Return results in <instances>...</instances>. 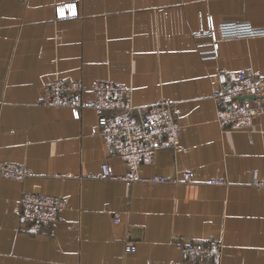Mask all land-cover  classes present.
I'll return each instance as SVG.
<instances>
[{
    "label": "crops",
    "instance_id": "obj_1",
    "mask_svg": "<svg viewBox=\"0 0 264 264\" xmlns=\"http://www.w3.org/2000/svg\"><path fill=\"white\" fill-rule=\"evenodd\" d=\"M64 2L77 16H56ZM222 22L264 29V0H0V161L29 173H0V264H264V188L251 183L264 178V112L248 130H222L212 98L218 68L264 75V36L221 39L216 57L201 58L210 38L200 30L218 36ZM55 78L80 82L85 98L109 80L135 105L172 101L179 144L139 174L176 181L100 177L104 161L117 175L126 166L92 108L42 104ZM23 191L64 199L53 229H21ZM210 239L221 243L217 261L182 250Z\"/></svg>",
    "mask_w": 264,
    "mask_h": 264
},
{
    "label": "built area",
    "instance_id": "obj_2",
    "mask_svg": "<svg viewBox=\"0 0 264 264\" xmlns=\"http://www.w3.org/2000/svg\"><path fill=\"white\" fill-rule=\"evenodd\" d=\"M55 12L58 18L75 17L76 3H59ZM199 34L210 38L201 43L198 50L201 58H214L218 54L219 40L264 36V29L247 22H222L218 36L212 29L200 30ZM216 76L218 80L212 93L216 104L215 121L222 130H248L253 119L264 112V75L252 70L228 73L224 68H218ZM85 90L78 81L55 78L45 85L41 102L47 106L68 107L75 115L84 107L96 112L98 132L108 153L120 157L126 166L124 173L117 175L104 161L100 177L120 179L128 185L135 181H176L168 176L144 177L139 174L140 166L151 163L159 149L176 148L179 144L180 125L174 115L173 102L161 99L143 106L135 105L127 86L109 80L94 81L89 88L90 98L84 97ZM0 173L11 178L29 174L25 166L8 161H0ZM188 179L189 172H184L182 181ZM210 182L223 181L213 179ZM251 183L264 188V178L254 175ZM19 203L18 219L24 231L37 233L44 226L53 229L62 218L64 199L58 195L23 191ZM117 219L115 216L114 221ZM125 249L133 251L135 246L129 243ZM182 250L190 259L209 255L217 261L221 243L214 239L192 242L183 245Z\"/></svg>",
    "mask_w": 264,
    "mask_h": 264
}]
</instances>
